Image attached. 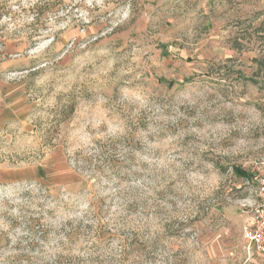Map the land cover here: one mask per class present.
Wrapping results in <instances>:
<instances>
[{
  "label": "rangeland",
  "instance_id": "1",
  "mask_svg": "<svg viewBox=\"0 0 264 264\" xmlns=\"http://www.w3.org/2000/svg\"><path fill=\"white\" fill-rule=\"evenodd\" d=\"M0 60V264H264V0H0Z\"/></svg>",
  "mask_w": 264,
  "mask_h": 264
},
{
  "label": "built area",
  "instance_id": "2",
  "mask_svg": "<svg viewBox=\"0 0 264 264\" xmlns=\"http://www.w3.org/2000/svg\"><path fill=\"white\" fill-rule=\"evenodd\" d=\"M260 169L263 171L255 175V197L243 223V233L248 250L264 256V157L260 160Z\"/></svg>",
  "mask_w": 264,
  "mask_h": 264
},
{
  "label": "crops",
  "instance_id": "3",
  "mask_svg": "<svg viewBox=\"0 0 264 264\" xmlns=\"http://www.w3.org/2000/svg\"><path fill=\"white\" fill-rule=\"evenodd\" d=\"M14 51V47H9V50L6 54H10ZM15 64V61H6L0 60V123L1 121L6 122L8 118H10L17 110H19L16 105L22 98V93L20 88L18 87V83L8 82L2 78V73L6 70V66L9 64Z\"/></svg>",
  "mask_w": 264,
  "mask_h": 264
},
{
  "label": "trees",
  "instance_id": "4",
  "mask_svg": "<svg viewBox=\"0 0 264 264\" xmlns=\"http://www.w3.org/2000/svg\"><path fill=\"white\" fill-rule=\"evenodd\" d=\"M238 174H239V175L246 176V172H245V171H242V170H239V171H238Z\"/></svg>",
  "mask_w": 264,
  "mask_h": 264
}]
</instances>
